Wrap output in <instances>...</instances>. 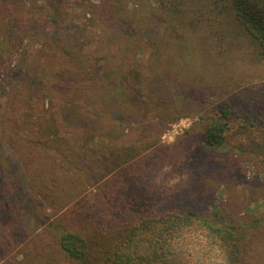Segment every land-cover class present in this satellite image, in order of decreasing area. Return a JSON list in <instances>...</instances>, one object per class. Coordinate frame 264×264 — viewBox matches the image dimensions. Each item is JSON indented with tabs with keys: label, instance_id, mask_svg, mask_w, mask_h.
Wrapping results in <instances>:
<instances>
[{
	"label": "rangeland",
	"instance_id": "1",
	"mask_svg": "<svg viewBox=\"0 0 264 264\" xmlns=\"http://www.w3.org/2000/svg\"><path fill=\"white\" fill-rule=\"evenodd\" d=\"M158 5L156 0H56L53 5L48 0H0V114L5 119L0 122L5 160L0 171L6 195L0 203V260L18 264V256L29 262L40 253L36 234L58 209L74 226L71 206L52 209L32 183L49 179L51 184L53 179L55 193L68 196L69 202L83 194L88 199L93 191L24 141L40 116H55L61 131L70 135L80 130L75 114H118L115 105L104 109L100 100L88 103L83 96L88 80L70 76L72 52L79 49L77 57H87L92 71L117 64L125 53L124 70L139 72L137 80L127 76L125 85L140 89L128 94L124 114L155 122L149 131L143 121L125 127L124 141L157 138V145L145 152L152 163L164 162L166 172L180 165L200 181L208 178L210 199L237 220L260 217L250 241V264H264V59L242 32L229 33L218 21L181 28L182 36L167 38V43L164 23L154 16ZM191 16L201 19L193 10L182 15ZM171 39L182 49L171 46ZM160 42L164 45L156 44ZM156 58L160 61L154 63ZM220 115L228 123L224 142L206 148L205 127ZM183 116L196 117L192 127L175 143H161V134ZM214 260L211 264H217Z\"/></svg>",
	"mask_w": 264,
	"mask_h": 264
},
{
	"label": "trees",
	"instance_id": "2",
	"mask_svg": "<svg viewBox=\"0 0 264 264\" xmlns=\"http://www.w3.org/2000/svg\"><path fill=\"white\" fill-rule=\"evenodd\" d=\"M48 1L53 5L56 0ZM156 2L159 5L154 16L164 23L166 40L182 36L181 28L196 27L198 21L205 20L204 25L218 21L229 33L242 32L264 59V0ZM192 10L201 19L182 17ZM170 42L181 48L174 39ZM78 54L79 49L72 52L74 68L70 76L77 82L88 80L89 91L83 93L84 99L92 105H98L100 100L104 109L115 105L118 114H75L80 123L75 128L80 130L70 135L61 131L55 116H40L36 129L24 136V141L42 153L44 160H56L65 172L77 174L78 181L93 191L88 199L83 194L69 202L68 196L55 193L53 179L51 184L49 179L38 185L32 183L52 209L71 206L74 226L58 209L57 216L43 220L36 234L40 241L34 244L40 253L36 252L29 262L20 259L18 264H211L213 257L217 264H250V241L262 219L247 217L239 221L219 208L208 194L213 188L211 181H200L193 170L177 165L166 172L164 162L152 163L145 152L157 145V138L141 142L137 136L124 141V128L131 129L134 123L143 121L137 120L135 114H124L128 94L140 89L131 83L127 87L125 80L127 76L137 80L139 72L132 67L128 72L124 70L125 53L117 64L99 71L87 68V57L78 58ZM225 114L227 111H223ZM222 115L206 125L202 146L216 148L223 144L228 123ZM3 116L0 114V122L5 120ZM176 118L177 115L171 119ZM153 122L143 121L142 127L151 130ZM4 163L0 150V167ZM2 178L0 171V203L4 204ZM172 180L176 182L170 183ZM44 246L47 249L42 252ZM0 264L16 263L3 259Z\"/></svg>",
	"mask_w": 264,
	"mask_h": 264
},
{
	"label": "clouds",
	"instance_id": "3",
	"mask_svg": "<svg viewBox=\"0 0 264 264\" xmlns=\"http://www.w3.org/2000/svg\"><path fill=\"white\" fill-rule=\"evenodd\" d=\"M196 117L183 116L179 120L171 123L168 130L163 132L160 136V141L163 144L171 145L176 142L177 137L182 136L185 130L190 129L195 122ZM167 170V169H165ZM175 180L170 181V183H175ZM17 259H22L18 256Z\"/></svg>",
	"mask_w": 264,
	"mask_h": 264
}]
</instances>
